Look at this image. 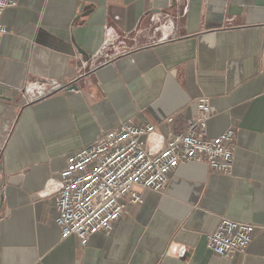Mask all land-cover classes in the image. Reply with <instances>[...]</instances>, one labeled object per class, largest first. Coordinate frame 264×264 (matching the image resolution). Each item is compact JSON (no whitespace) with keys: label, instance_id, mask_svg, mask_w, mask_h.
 <instances>
[{"label":"crops","instance_id":"0c3cea01","mask_svg":"<svg viewBox=\"0 0 264 264\" xmlns=\"http://www.w3.org/2000/svg\"><path fill=\"white\" fill-rule=\"evenodd\" d=\"M2 21L0 264H264V0H18ZM202 98L208 139L236 130L231 174L186 163L111 232L61 237L71 156L129 120L156 153ZM223 218L256 227L229 259L207 247Z\"/></svg>","mask_w":264,"mask_h":264},{"label":"built area","instance_id":"2783aa9c","mask_svg":"<svg viewBox=\"0 0 264 264\" xmlns=\"http://www.w3.org/2000/svg\"><path fill=\"white\" fill-rule=\"evenodd\" d=\"M17 5L18 0H0V38L8 33L2 21L4 11ZM214 114L210 101L200 99L185 131L170 136L156 153L146 142L156 127H139L129 120L71 156L60 173L56 197L54 221L61 237L75 236L85 247L93 235L111 232L130 206L143 203L141 189L163 192L171 174L186 163L203 162L212 171L231 174L236 130L208 139V123ZM255 230L252 224L223 218L207 236V247L218 257L232 258L247 250ZM184 253L182 248L180 254Z\"/></svg>","mask_w":264,"mask_h":264},{"label":"water","instance_id":"95a60500","mask_svg":"<svg viewBox=\"0 0 264 264\" xmlns=\"http://www.w3.org/2000/svg\"><path fill=\"white\" fill-rule=\"evenodd\" d=\"M72 89V88H71Z\"/></svg>","mask_w":264,"mask_h":264}]
</instances>
